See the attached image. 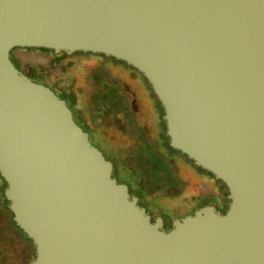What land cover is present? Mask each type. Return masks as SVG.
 I'll list each match as a JSON object with an SVG mask.
<instances>
[{
    "label": "water",
    "instance_id": "water-1",
    "mask_svg": "<svg viewBox=\"0 0 264 264\" xmlns=\"http://www.w3.org/2000/svg\"><path fill=\"white\" fill-rule=\"evenodd\" d=\"M14 47L141 72L169 145L225 184L227 210L162 229ZM0 176L30 264H264V0H0Z\"/></svg>",
    "mask_w": 264,
    "mask_h": 264
},
{
    "label": "flooded vegetation",
    "instance_id": "flooded-vegetation-1",
    "mask_svg": "<svg viewBox=\"0 0 264 264\" xmlns=\"http://www.w3.org/2000/svg\"><path fill=\"white\" fill-rule=\"evenodd\" d=\"M66 54H71V53H66ZM68 61L77 63L76 68L78 71H80V75L82 76V77L80 76L84 83L82 85V88L85 89V91L86 89L88 90L90 88L94 89L92 90V95L94 94L95 97L97 92V91L95 92V90L99 89V84L102 83L100 81L102 80V78L104 79L106 77V79H104L105 81L104 84H108L111 87V89L114 92L115 99H117L118 101L122 100L125 102V105L127 107V111H126L127 115H130L131 113L135 117L137 116L138 118H145L153 123L154 112L152 106H153V101L155 102V100L151 96V93L149 91V86L147 85V81L137 69L133 68L132 66H130L129 64H127L122 60H117L115 58H112L111 56H105L104 54L92 53V52L80 53L76 55L75 58H70ZM88 61H93V64L90 65L91 70L90 73L87 74L84 73L83 67ZM95 69L101 70V73L98 74L96 77L93 75ZM52 85L58 87L59 83L58 81H53ZM81 95L82 94L79 93L80 97ZM71 112L73 115L72 109ZM74 120L77 124L81 126L83 130H85L88 133V138L91 141V143L97 146L102 151L105 158L111 161L112 163L111 175L115 177L118 182H124L127 184L130 196L134 195L137 197V202L141 206L145 207V210L150 215L151 220H153L156 216L161 217L162 229L164 230L170 229L172 227L173 219L180 218L186 214H189L187 212H184V209H182V206L186 204L188 200L181 197L183 195V192H181L173 196L174 198L171 197L172 199L169 197L167 198L164 197L162 206L160 208H157L160 214L153 216V209L151 207V204H148L147 206L141 204L139 200V195H135L132 193V187L130 183L126 182L123 179H118L115 173V169L117 170V165L118 162L120 161L119 157L121 155L114 148L119 146L120 140L116 139L115 137L113 138L111 135L106 133L99 125L93 124L90 126L87 123V121L81 119L80 115L78 119L74 118ZM107 120H109L107 121V123L110 124L111 128L114 131H118L121 134H125V136H127L126 133H128V130L124 128L122 122H120L121 125L120 127H118L119 124H116V121L111 120V118H108ZM134 122L135 125H137L136 120H134ZM150 135L151 136L154 135V131ZM150 135L143 133L137 134V136L140 137V139L144 141L145 144H149L146 138ZM94 140H97V143H95ZM161 151L162 152L165 151V153L163 154H165L167 156V159L173 163L179 177L181 176L187 180V184L189 182V179L192 178H195L197 180H204L205 182L210 183L209 192L207 194H198L195 196V198L196 197L207 198V203L203 205L206 204L212 205L215 208V210L219 211L220 213H224L227 210L229 204V198L227 197L228 191H227V187L221 180H218L217 178L208 175L205 171L201 170V168H198L193 163V161L189 159L185 154H181V152L180 153L176 151L168 152L167 150L164 149H161ZM146 197L151 199L152 195L146 193ZM208 198L212 200L210 201ZM168 208L172 211H176L177 216L170 217L169 216L170 214L167 212ZM194 210H192L191 213ZM171 215H173V212ZM0 264H4L3 260L1 259H0Z\"/></svg>",
    "mask_w": 264,
    "mask_h": 264
},
{
    "label": "rangeland",
    "instance_id": "rangeland-1",
    "mask_svg": "<svg viewBox=\"0 0 264 264\" xmlns=\"http://www.w3.org/2000/svg\"><path fill=\"white\" fill-rule=\"evenodd\" d=\"M49 52L39 51V50L32 49V48L25 50L21 47H14L10 50L9 56H10V59L15 64L17 60L20 67L17 64L16 66L24 74L28 75L31 68H35L36 74L43 75L46 81H51V82L58 81L59 87L71 89L72 91L76 93L77 97L79 96V93L82 94L80 97L82 98V100L81 102L79 100L78 105L81 106V111L84 114L83 119L87 121V123L90 126L93 124L99 125L106 133L111 135L113 138L115 137L116 139L120 140L119 146L115 147L114 149L117 150L121 155V156L119 155L120 156L119 162L122 164L123 163L122 161H125V164L122 167H125L126 169L123 172L120 169V167L117 166V170L115 169V173L118 179L125 180L126 182L130 183L132 187L134 183L133 180H134L135 175L140 174L144 178L148 177L146 173L147 172L146 168L140 166L141 161L136 160L137 155L135 157V152L133 151V148H132L133 146H130L135 143V142L132 143L133 141L132 133L128 131V133H126L127 136H125V134H121L118 131H114L111 128L110 124L107 123V121H109L107 119L111 118V120L116 121V124H119L118 127H120L121 125L120 122H122L120 121V117L122 116L124 111L114 110V111L104 113L103 110H101L103 103H100V104L98 103V105L94 103L91 88L88 90L86 89V91L85 89L82 88V85L84 83H83V80L81 79L82 76L80 75V71H78L76 68L77 63L68 61L69 60L68 58L62 59L63 57L61 58L62 60L60 62L54 63L51 60V58L48 57L51 55V53ZM92 64H93V61H88L85 64V66L83 67L84 73H87V74L90 73V70H91L90 65ZM98 70L99 69H95L93 72V75L95 77L101 73V70H99L100 72ZM104 79H106V77ZM104 79L102 78V80L100 81L102 83L99 84V89L97 90V92L102 93V91H104L102 87L105 82ZM45 85L49 86L58 96L60 95L57 88H55L49 83H46ZM110 94L111 93L109 89L107 88L106 96L105 95L102 96L96 93L95 98L96 100L101 98L109 102V99L111 98ZM66 102L68 106L72 109L74 118L78 119L79 111L73 108V106H71L68 101ZM156 103L157 102L153 101L152 107H154ZM160 113H162V108L161 107L155 108L153 117H156L158 119V116L160 115ZM130 116L134 120H136V123L138 125V128H136L137 132L150 135L154 131V135L152 136L150 135L146 138L148 143H153L154 141L152 140L151 137H154L156 129L160 128L159 125H156L154 123L155 118L154 119L152 118L153 119V123H152L151 121L145 118H138L137 116L135 117L132 114ZM136 137L140 141V144L141 145L143 144L142 146L145 147L146 145L140 139V137L138 136ZM94 142L97 143V140H94ZM144 147H142V149L140 150H145ZM139 158H140V155L138 159ZM121 173L123 174L121 175ZM209 190H210V183L205 182L204 180H197L195 178H192V179H189L188 184H186L184 191H183V195L181 197L187 199L188 201H192L196 195L207 194ZM149 191H151L155 195L157 194V192H155L153 189ZM3 192H4V189H3ZM155 199L159 203H162L164 198L162 197V195H157ZM209 200L211 201L212 199H209ZM29 243L32 245V242H29ZM33 256H34L33 245L31 246V248H29L27 245L16 244V241H13L12 243L10 242L7 243L5 241L0 240V259L3 260L4 264H30V262L33 259Z\"/></svg>",
    "mask_w": 264,
    "mask_h": 264
},
{
    "label": "trees",
    "instance_id": "trees-1",
    "mask_svg": "<svg viewBox=\"0 0 264 264\" xmlns=\"http://www.w3.org/2000/svg\"><path fill=\"white\" fill-rule=\"evenodd\" d=\"M21 48H23L25 50L32 48V49H36V50L44 51V52L50 51L49 53H51V55L48 57L51 58V60L54 63H58L64 58H69V59L75 58L76 55H78L80 53L90 52V51H75L74 53L66 54L63 51H61L60 53H56L52 49L46 48V47H21ZM100 54H102V53H100ZM112 58H114V57H112ZM117 60H119V59H117ZM16 64L19 66V63L17 62V60H16ZM16 64H14V65L16 66ZM28 75L34 81L42 82L44 84L49 83L52 85V82L46 81L43 75L36 74L35 68H32L29 71ZM145 80H146V78H145ZM147 85L149 86V91L151 93V96L154 98L155 102H157L155 104V106L152 107L153 112H154V109L158 108V107L160 108L161 104H160L159 100L157 99L156 95L153 93L151 86L148 83V81H147ZM52 86H54V85H52ZM102 87L104 90V91H102V93L96 92L97 90H95V92L98 93L99 95H102V96L105 95L106 96V89L108 88L110 93H111L110 94L111 98L109 99V102H107L106 100L101 99V98L96 100V98L94 97V94H93L94 103H96V105H98V103L99 104L103 103L101 110H103L104 113L114 111V110L115 111L116 110H123L124 111L122 116L120 117V121H122L124 128L132 133V135H133L132 136L133 137L132 143H134V142L135 143L133 145H130V146H133L132 148H133V151L135 152V157L137 155L136 160L141 161L140 166L145 167L146 171H147L146 173H147L148 177H146V178H144L140 174L135 175L134 180H133L134 183L132 186V193L135 195H139V200H140L141 204L146 205V206L148 204H151V207L153 209V216L160 214V212L157 208H160L162 206V203H159L155 199V197L157 195H162L163 198L164 197H166V198L167 197H173V196L183 192L184 188L187 184V180L181 176L179 177L177 170L174 167L173 163L167 159V156L165 154H163V153H165V151L164 152L161 151V149H164V150H167L168 152L169 151H176V152L180 153V151L178 149L172 148L168 143V136L165 133V123H164V120L162 119L163 110H162V113H160V115L158 116V119L156 117H154L155 118L154 123L156 125L160 126V128L156 129V135L154 137H151L154 142L149 143V144H145V142L143 141L144 144L146 145L144 147V146H142L143 144L142 145L140 144V141L136 137L137 136V134H136L137 129L136 128H138V126L135 125L133 118L130 116L131 114L127 115V112H126L127 107L125 105V102L122 100L118 101L117 99H115L114 92L108 84H104ZM55 88L58 89L60 97L65 99V101H68L70 103V105L73 106V108H75L77 111H79V115H80L81 119L83 120L84 114L81 111V106L78 105L79 100L81 102L80 96L77 97L76 93L74 91H72L71 89H66V88L59 87V86L55 87ZM92 90H94V89H91V91ZM132 127H133V129H132ZM142 147H144L145 150H140V149H142ZM181 154H184V153L181 152ZM139 155H140V158L138 159ZM122 162H123L122 164L120 162H118L117 166H119L120 169L124 172V170L126 168L122 167V166L125 164V161H122ZM197 167L201 168L199 166H197ZM201 170L205 171L211 177H214L209 171L202 169V168H201ZM122 174L123 173H121V175ZM218 180H220V179H218ZM4 186H5V181L0 176V240L5 241L7 243L8 242L12 243L13 241H16V244L27 245L29 248H31L32 245L29 243V242H31V240L26 236V234L12 220V213L7 206L8 201L6 200V198L4 197V194H3ZM152 189L155 192H157L156 195L153 194L151 191H149ZM146 193L151 194L152 198L151 199L147 198ZM205 203H207L206 198H202V197L197 198L196 197L192 201L186 202V204H184L182 206V209H184V212L191 213L192 210L198 208L199 206H201ZM167 212L170 214L169 215L170 217L177 216L176 211H172L169 208L167 209ZM172 212H173V215H171ZM5 213H6V215H5ZM25 239H27V240H25Z\"/></svg>",
    "mask_w": 264,
    "mask_h": 264
}]
</instances>
